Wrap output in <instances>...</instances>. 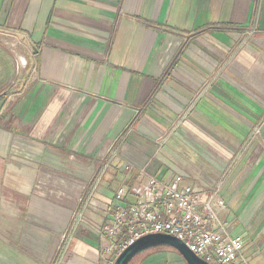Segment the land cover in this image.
I'll list each match as a JSON object with an SVG mask.
<instances>
[{
    "label": "crops",
    "instance_id": "1",
    "mask_svg": "<svg viewBox=\"0 0 264 264\" xmlns=\"http://www.w3.org/2000/svg\"><path fill=\"white\" fill-rule=\"evenodd\" d=\"M142 171L222 186L230 210L264 188V0H0V264H102ZM230 210L264 264V217Z\"/></svg>",
    "mask_w": 264,
    "mask_h": 264
},
{
    "label": "built area",
    "instance_id": "2",
    "mask_svg": "<svg viewBox=\"0 0 264 264\" xmlns=\"http://www.w3.org/2000/svg\"><path fill=\"white\" fill-rule=\"evenodd\" d=\"M117 154L115 149L110 151L90 183L81 208L74 214V225L83 221L89 200ZM138 178L131 187L123 183L118 189L107 211V221L98 229L99 237L107 241L101 252L102 264H116L138 240L157 234L180 240L207 264H251L245 241L232 234L222 186L205 192L186 184L181 175L166 181L146 171Z\"/></svg>",
    "mask_w": 264,
    "mask_h": 264
},
{
    "label": "rangeland",
    "instance_id": "3",
    "mask_svg": "<svg viewBox=\"0 0 264 264\" xmlns=\"http://www.w3.org/2000/svg\"><path fill=\"white\" fill-rule=\"evenodd\" d=\"M237 197H239L240 203L244 205L240 206L238 204L235 208L231 209L233 213L235 212L234 214L237 212H242V214L252 212V217H264V188L251 191H237L235 198ZM260 200L261 202L256 205ZM255 205L256 207H254ZM257 241L255 242V246L264 245V229L261 231L260 236H258ZM144 259L147 260V264H177L178 260L183 259L184 261V258L174 249L167 247L149 250L146 254L137 257L133 264H140Z\"/></svg>",
    "mask_w": 264,
    "mask_h": 264
},
{
    "label": "water",
    "instance_id": "4",
    "mask_svg": "<svg viewBox=\"0 0 264 264\" xmlns=\"http://www.w3.org/2000/svg\"><path fill=\"white\" fill-rule=\"evenodd\" d=\"M172 248L185 259L187 264H207L204 260L192 253L185 243L170 235H149L138 240L134 246L123 252L116 264H132L135 258L157 248ZM209 264V263H208Z\"/></svg>",
    "mask_w": 264,
    "mask_h": 264
}]
</instances>
